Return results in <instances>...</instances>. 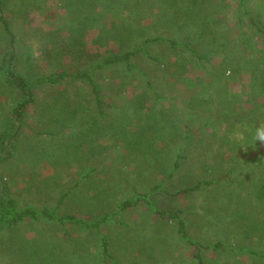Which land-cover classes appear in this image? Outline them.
<instances>
[{
	"label": "rangeland",
	"instance_id": "obj_1",
	"mask_svg": "<svg viewBox=\"0 0 264 264\" xmlns=\"http://www.w3.org/2000/svg\"><path fill=\"white\" fill-rule=\"evenodd\" d=\"M169 1L0 0L10 30L6 32L0 22V197L14 199L20 208H46L62 215L77 212L85 219L109 214L102 230L118 264H192V249L177 238L171 222L155 217L143 205L117 215L109 202L122 198L133 186L145 193L158 182L172 189L211 180L213 186L205 190L153 199L166 208L182 210L189 235L202 244L223 240L229 230L225 219L235 213L227 206L245 201L239 210L244 226L237 231H250L251 222L259 227L257 233L240 240L245 251L206 250L204 262L261 264L259 259L250 261L247 250L264 253V239H259L264 235V221H260L264 209L250 204L254 187L263 180L260 152L264 144L257 132L243 127L242 120L264 128V41L252 25L254 20L264 30V0H243L242 4L239 0H194L201 21L187 19L192 29L186 27L189 31L181 33L172 18L161 16L172 10ZM190 1L176 0L175 5ZM202 22L206 36L197 41L201 35L197 25ZM160 24L163 30H156ZM146 37L176 43L186 40L194 52H207V57L193 65L183 47L155 42L146 46L145 55L131 58L134 68L130 71L124 64L96 71L102 98L111 100L128 117L134 109L136 118L127 130L144 142L136 147V159L124 164L121 157L126 150L121 142H106L96 148L105 147L109 156L102 160L105 163L79 181L95 163L88 156L92 146L75 150L71 129H57L58 108L82 101L88 86L69 78L54 86H37L33 81L61 72L89 71L108 56L134 50L137 39ZM153 56L159 61H152L149 57ZM255 66L262 71L253 73ZM8 70L23 78L35 95L20 121L12 116V109L23 95L6 80ZM189 118L191 135L200 139L194 140L198 148L182 161L175 178L156 177L155 169L166 168L173 150L165 144L172 134L163 136L159 126L180 123L181 131ZM211 120L213 125L206 127ZM75 129L83 131V127ZM227 131L233 143L224 146L220 138ZM62 232L44 221L0 230V264H40L42 256H55L58 248L70 255L72 249L97 255V241H87L91 233L72 229L71 237L62 241Z\"/></svg>",
	"mask_w": 264,
	"mask_h": 264
},
{
	"label": "trees",
	"instance_id": "obj_2",
	"mask_svg": "<svg viewBox=\"0 0 264 264\" xmlns=\"http://www.w3.org/2000/svg\"><path fill=\"white\" fill-rule=\"evenodd\" d=\"M240 4L243 3V0H239ZM172 10L166 14H162V17H167L169 19H173L172 24L176 23V29L179 33L189 31L192 29V26L189 25L188 22H185L187 19L189 20H196L197 23L201 21V14L198 10L196 2L191 0L189 3L183 6L182 2H179L177 5L176 0H171ZM124 5H129L125 4ZM179 11V12H178ZM172 12V14H170ZM174 13H179L177 17H174ZM141 17H149V15H141ZM0 22L6 32H10L7 22L3 18L2 15V8L0 2ZM141 19L139 20V23ZM252 25L261 33L263 36L264 41V30L258 24L252 20ZM196 24H193V26ZM203 22L197 25L200 28L201 35L199 38H196L197 41L201 39H205V34L207 28ZM137 30L140 32L141 26H138ZM186 27H189L187 29ZM197 27V28H198ZM127 28V27H126ZM125 28V30H126ZM163 26L160 24L155 27L156 30H163ZM196 28V27H195ZM184 29V30H183ZM198 31V29L196 30ZM13 40V39H12ZM139 41V42H138ZM208 41V40H207ZM137 42L139 44H137ZM168 43L171 46H180L187 50L188 58L187 61L190 64H195L196 62L201 61L202 59H206V54H198L193 51L191 48L192 44H187L186 40H179L177 43L164 39L163 37H146V38H138L136 41V46L132 51H126L121 54H114L108 56L89 70L83 73H74L68 74L66 72H61L56 76L45 75L36 78L33 83L37 86H54L61 84L64 79H71L73 81L79 80L83 82L85 85L88 86L86 93H84L80 100L76 105H73L71 108H67L63 105L61 108L59 107V118L57 120V129L62 128H70L72 131V136L74 139V146L75 150H80V146L88 145L91 148L88 152V156L92 161L95 163L93 164L91 170L85 172V174L79 179H86L88 176L94 175L97 169L102 167V164L105 163L102 160L107 159L108 153H106L105 147L104 150H97L96 148L103 147V144L106 146V142L112 143L119 140L121 145L124 146L126 150V154H122V163L124 164L125 161L132 163L136 159L135 150L136 147H140L141 144L144 142L142 137H138L137 135L131 133L127 130L128 126L131 127L134 118H136V113L134 109H132L128 115L120 110L119 107L113 106L112 101L106 98H102L101 93L102 89L98 83L95 82V72L101 70L104 66L114 65V64H124L127 70H132L134 68L133 64L131 63V58L135 54L145 55L146 51L145 48L148 44L151 43ZM152 61L157 62L159 59L155 56L149 57ZM259 66H255L253 68V73H257ZM262 71V68L259 69ZM6 80L8 83L18 89V91L23 95V99L20 100L12 109V116L20 121L21 117L25 114L26 109L28 106L32 105L35 101V95L33 91L30 89L28 85H26L23 78L17 76L12 70H8L5 73ZM262 83L264 82V74L261 77ZM149 85V84H148ZM107 95V94H105ZM158 97V94H155ZM91 100V103L88 101ZM84 101H86L84 103ZM194 100L191 101V104ZM264 107V104H262ZM65 115L64 119H61L62 116ZM98 118V121H97ZM243 127H249V129L256 133L258 129V123L249 124L251 121L243 119ZM214 120L206 122V127H210L213 125ZM180 123H173V124H162L159 126V132H163V136L170 135L166 140L165 144L167 146L172 145L173 150L171 151V157L166 165V168L163 169H155V175L160 176V179H169L175 178L178 170L182 168V161L187 158L191 157L193 154V150L198 148L196 142L194 140H200L199 137L194 138V136L190 133V128L192 127L191 118L185 121L182 126V130L180 131ZM83 127V131L76 132L75 128ZM125 131V132H124ZM81 132V133H80ZM47 133H51L48 131ZM103 138L102 142L99 140ZM226 145H232V135L229 131L224 132L222 137L220 138ZM254 139V136H253ZM71 143L69 144V146ZM72 147V148H73ZM261 160L264 163V147L261 149ZM167 178V179H166ZM213 182L211 180H200V182L195 183L192 186L182 187L179 185H173L172 189H166L163 183L158 182L152 184L145 193L140 192L134 186L131 187L132 190H129L128 193L123 195L122 198L112 200L109 202V205L112 206V209H115L114 213L117 215L126 210L128 208H133L138 205H143L148 207L153 215L157 218L166 219L168 222H171L172 225L175 227V233L177 238L187 245L189 248L192 249V257L191 263L192 264H206L204 262V251L210 250H227V251H234V252H242L245 251L242 247V243L240 242L241 239H246L250 237L249 233H257L255 231L259 230V227L254 222H251V230H241L243 233H239L237 231L238 227H243L244 224L241 220L239 210L244 208L245 201H238L234 204H229L227 207H232L235 210V213L227 216L225 219L226 228L229 229L227 231V235L223 240L216 241L212 244H202L199 241L195 240L189 235V228L187 222L184 220L182 214V210H172L170 208H166L161 203H156L153 199L156 195H166V197H174L179 196L184 193H191L195 190H205L211 186H213ZM219 181L215 183L218 185ZM70 192L66 193V196ZM65 197L62 196L60 198L63 200ZM252 202H255L258 208L264 209V175L263 180L254 187L253 192L251 194ZM109 219V214L101 215L97 218L93 219H85L80 216L79 213H67V214H58L56 210H49L46 208L43 209H35L31 207L20 208L18 203L11 198H2L0 197V230L3 229H12L18 226H21L26 223L36 224L41 221L48 222L53 224L59 228L63 229L62 232V241L70 238L69 230H80V232H89L91 233L87 241H91L92 239L97 241V255L90 256L85 254H80L79 250L72 249V255L65 253L62 251L61 248H58L57 254L54 256L50 253L44 255L40 258V264H118L112 255L111 247L108 241V238L105 236L102 230L103 224L107 222ZM261 222L264 221L263 218L260 219ZM264 225V222H263ZM264 239V235L262 234L261 238ZM264 242V241H262ZM89 243V242H88ZM60 244H64L61 243ZM264 251V250H263ZM247 252L251 255L249 259L252 262H257L259 259L261 264H264V253L259 254L255 251L247 250ZM249 255V256H250ZM257 264V263H254Z\"/></svg>",
	"mask_w": 264,
	"mask_h": 264
},
{
	"label": "clouds",
	"instance_id": "obj_3",
	"mask_svg": "<svg viewBox=\"0 0 264 264\" xmlns=\"http://www.w3.org/2000/svg\"><path fill=\"white\" fill-rule=\"evenodd\" d=\"M257 138L261 144H264V128L257 129Z\"/></svg>",
	"mask_w": 264,
	"mask_h": 264
}]
</instances>
